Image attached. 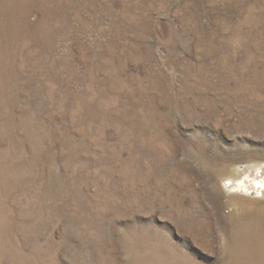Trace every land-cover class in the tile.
<instances>
[{
  "label": "rangeland",
  "instance_id": "1",
  "mask_svg": "<svg viewBox=\"0 0 264 264\" xmlns=\"http://www.w3.org/2000/svg\"><path fill=\"white\" fill-rule=\"evenodd\" d=\"M259 169L264 0H0V264H264Z\"/></svg>",
  "mask_w": 264,
  "mask_h": 264
},
{
  "label": "bare ground",
  "instance_id": "2",
  "mask_svg": "<svg viewBox=\"0 0 264 264\" xmlns=\"http://www.w3.org/2000/svg\"><path fill=\"white\" fill-rule=\"evenodd\" d=\"M261 169L253 171L243 179L230 180L227 187L242 195L255 192L258 197L264 196V172Z\"/></svg>",
  "mask_w": 264,
  "mask_h": 264
}]
</instances>
